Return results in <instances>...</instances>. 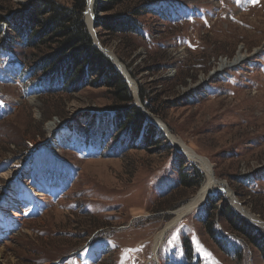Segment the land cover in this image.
Here are the masks:
<instances>
[{
  "label": "rangeland",
  "instance_id": "obj_1",
  "mask_svg": "<svg viewBox=\"0 0 264 264\" xmlns=\"http://www.w3.org/2000/svg\"><path fill=\"white\" fill-rule=\"evenodd\" d=\"M42 1L0 0V264H264V225L253 224L258 247L230 232L214 200L227 183L243 211L264 221V0H154L139 18L144 37L108 35L85 15L137 84L148 141L121 127L100 78L75 89L32 72L46 49L2 17ZM158 123L224 183L168 231L172 212L208 180ZM181 171H199L200 184L184 188Z\"/></svg>",
  "mask_w": 264,
  "mask_h": 264
},
{
  "label": "trees",
  "instance_id": "obj_2",
  "mask_svg": "<svg viewBox=\"0 0 264 264\" xmlns=\"http://www.w3.org/2000/svg\"><path fill=\"white\" fill-rule=\"evenodd\" d=\"M129 1L131 0H95L94 8L103 13L102 16L96 17L97 27H103L108 31V35L126 37L132 33L144 37L139 18L149 12L154 0H135L134 3ZM86 8L87 0H73L69 6L54 0H43L41 3H34L24 14H14L8 19L1 17L4 21L13 23L18 33L24 28L31 47L37 51L46 49L44 55L40 56L38 65L29 67L33 73L46 72L42 83L45 82V85L49 86L57 84L64 86L61 82L66 81L77 89L91 76L100 78L101 84L108 86L113 93L114 109L119 110L118 113L121 114H118L121 127L131 129L135 137L142 136L143 139L146 137L148 141V130L147 133H143L145 115L142 109L134 104L131 89L115 68L113 61L94 43L85 21ZM0 33L2 35V29ZM101 42L104 46L107 43L104 40ZM140 94L147 106L149 99L146 92L141 91ZM146 128L152 130L150 142L152 144L158 142V138L154 139L156 137L154 127L149 124ZM180 175L181 184L186 189L197 187L201 182L202 174L199 171L196 175H188L181 171ZM216 199H214L216 202L223 201L224 207L220 209V214L227 222L230 232L262 247L261 239L254 232L253 223L235 210L225 195ZM212 207V211L208 212L209 218L214 217L216 206ZM206 225L209 234L217 240L213 223ZM217 242L219 243V240Z\"/></svg>",
  "mask_w": 264,
  "mask_h": 264
},
{
  "label": "bare ground",
  "instance_id": "obj_3",
  "mask_svg": "<svg viewBox=\"0 0 264 264\" xmlns=\"http://www.w3.org/2000/svg\"><path fill=\"white\" fill-rule=\"evenodd\" d=\"M87 4H88V8H86L87 9V12H86L87 19H88L89 24L93 25L94 24L93 12H94L95 0H88ZM107 50L110 53H113L110 49H107ZM125 69H126V66H125ZM126 74H128V73H126ZM129 77H131L130 74H129ZM131 80L134 83L133 85H135V89H136V87H138L137 84L135 83V81H133V78H131ZM159 124L160 123H158V128L161 127L160 130H161L162 134L164 132L166 135H168L170 142L174 145V147L177 149V151L181 152L183 154V156H185L188 161L197 164L200 167V169H202V171L205 173V175L207 176V180H208L207 183H205L203 185L201 191L197 194L194 201H190L189 203L184 204V206H182L176 212V217L171 219L168 222V224H167V228H168L167 231H168V230H171L176 224H178V222L180 220H182L187 215V213H189L191 211L193 212L194 209L200 205V203L202 204V202L205 201L207 196L209 197L210 193H212V192H210L211 189H213L214 187H221L224 185V183L215 178L213 168L206 158L197 154L195 151H193L191 148H189L187 145H185L176 136H173V134H171V132L166 129L167 126L165 124H162V123L160 125ZM26 190H28L30 192L32 189L24 186L22 189V192H24ZM208 193H209V195H208ZM35 195L41 201L45 198L44 194L42 192H36ZM247 215L253 221H255L256 224H260L259 220H257V218L255 216H253L252 214H249V213H247ZM17 216H20V215L16 214V217ZM14 220H15V218H14ZM167 231L165 229V230H160L156 233V235L154 237V245H153L154 246L153 250H154L155 255H158V253H159V251H160V249H161V247L165 241Z\"/></svg>",
  "mask_w": 264,
  "mask_h": 264
},
{
  "label": "water",
  "instance_id": "obj_4",
  "mask_svg": "<svg viewBox=\"0 0 264 264\" xmlns=\"http://www.w3.org/2000/svg\"><path fill=\"white\" fill-rule=\"evenodd\" d=\"M88 3V0H87ZM87 8H88V4H87ZM87 10V9H86ZM85 15H86V11H85ZM93 19H94V24H96V16L95 13L93 14ZM88 25V24H87ZM96 26V25H95ZM89 27V26H88ZM89 31L94 39V43L96 44V46L107 56L109 57L113 63L115 68L122 74V76L124 77V80L127 82V84L129 85V87L134 90L135 93V98H136V102L135 104L139 105L141 102V99L139 98V93H138V87H136L135 89V85H133L134 83L132 82L131 78L129 77V74L126 69H125V65L120 61V59L113 53H110L107 48L102 44V42L99 40L97 33L95 30H91L89 27ZM128 73V74H126ZM131 76V75H130ZM138 98V99H137ZM151 119V118H150ZM225 187L226 189L224 190L226 193V198H229L231 200V205L241 214L243 215L248 221H250L253 224H256L255 221H253L244 211L245 208L242 207V204L240 203L239 200H237V198H235V194L234 191L229 187V185L227 183H225ZM213 192V191H212ZM205 201L202 202V204H204ZM202 204H200L199 206H201ZM239 204V206L237 205ZM242 207V208H241ZM179 209H177L176 211L172 212V213H176ZM170 213V212H169ZM260 223H262L264 225V221L259 219ZM257 225V224H256ZM261 226V225H258ZM263 227V226H262Z\"/></svg>",
  "mask_w": 264,
  "mask_h": 264
}]
</instances>
